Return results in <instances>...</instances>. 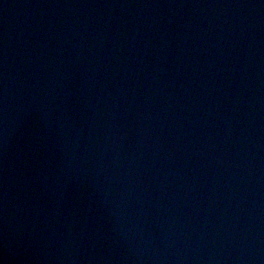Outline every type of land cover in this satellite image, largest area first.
I'll return each mask as SVG.
<instances>
[{
    "label": "water",
    "instance_id": "1",
    "mask_svg": "<svg viewBox=\"0 0 264 264\" xmlns=\"http://www.w3.org/2000/svg\"><path fill=\"white\" fill-rule=\"evenodd\" d=\"M0 264H264V0H0Z\"/></svg>",
    "mask_w": 264,
    "mask_h": 264
}]
</instances>
